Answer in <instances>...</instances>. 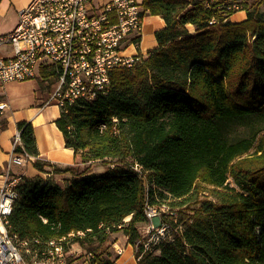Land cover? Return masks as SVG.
<instances>
[{"label":"trees","instance_id":"obj_1","mask_svg":"<svg viewBox=\"0 0 264 264\" xmlns=\"http://www.w3.org/2000/svg\"><path fill=\"white\" fill-rule=\"evenodd\" d=\"M205 1L144 0L148 13L166 23L154 33L157 46L113 68L104 93L76 100L55 120L64 145L82 162L127 169L63 187L22 176L10 234L32 241L73 232L81 245L101 243L131 214L123 229L133 241L135 224L146 220V199L157 202L156 189L172 206L206 191L209 197L182 219L183 228L137 264H264V133L229 140L222 132L227 121H264V11L261 2L241 0L246 17L232 22L231 13L223 17ZM17 126L22 144L13 151L36 157L31 122ZM32 165L41 169L42 163ZM94 261L112 264L99 256Z\"/></svg>","mask_w":264,"mask_h":264},{"label":"built area","instance_id":"obj_2","mask_svg":"<svg viewBox=\"0 0 264 264\" xmlns=\"http://www.w3.org/2000/svg\"><path fill=\"white\" fill-rule=\"evenodd\" d=\"M143 1L29 0L18 10L14 27L0 33V84L33 80L48 73L54 87L46 104L52 101L60 111L76 100L94 99L106 91L113 68L131 65L146 55L138 51L144 18L148 14ZM240 2L206 0L205 6H213L224 17L242 11ZM214 21L212 17L209 23ZM7 108L8 104L0 101V116ZM12 141L14 147L22 144L20 129ZM32 158L25 151L20 154L13 151L10 159L12 163L22 164ZM4 177L0 184V264H79L66 250L69 240L75 236L73 232L32 241L19 240L8 232V216L18 195L16 185L21 176L11 175L6 169ZM147 204L145 202L144 213L156 216L154 204ZM126 217L121 219L118 228L128 224L130 219ZM146 232L148 238L140 235L132 245H120V241L114 240L115 258H109L111 263L123 264L118 258L125 254L128 246L131 252L127 260L131 256L138 261L146 250L158 251L160 241L172 238V226L165 220L150 226ZM76 234L83 235V232ZM94 256L91 251L85 252L82 264H91Z\"/></svg>","mask_w":264,"mask_h":264},{"label":"crops","instance_id":"obj_3","mask_svg":"<svg viewBox=\"0 0 264 264\" xmlns=\"http://www.w3.org/2000/svg\"><path fill=\"white\" fill-rule=\"evenodd\" d=\"M28 2L29 0H0V33L7 32L14 27L18 10ZM245 17L246 12L242 10L232 13L229 16V20L236 22L245 19ZM165 24L159 15L149 13L145 15L143 33H141V39L139 40L138 51L140 53L146 54L148 50L157 46L154 33L156 30L163 28ZM127 50L132 51L131 48ZM38 78L42 79L41 77ZM17 83L21 82L11 81L0 84V94L3 95L0 97V101L8 104V108L0 116V184L5 178L6 169L9 170V174L21 177L33 174L34 170L37 175L38 170L32 165L35 159L39 162L41 161L40 163L43 166L47 162L51 165L68 164L75 157L73 150L64 145L63 135L55 124V120L60 115L59 108L53 103L46 104L49 96L45 98V87L42 82L40 83L38 80L31 83V88L34 91L32 94L11 96L10 88ZM20 121L31 122L38 155L36 157L31 155L32 159L26 160L22 164H16L12 163L10 158L14 149L12 140L18 130L17 124ZM45 169L43 166L40 170L44 171ZM130 264L133 263L131 262Z\"/></svg>","mask_w":264,"mask_h":264},{"label":"rangeland","instance_id":"obj_4","mask_svg":"<svg viewBox=\"0 0 264 264\" xmlns=\"http://www.w3.org/2000/svg\"><path fill=\"white\" fill-rule=\"evenodd\" d=\"M244 1L247 3L248 6L249 4L261 2L258 8L260 11H264V0H244ZM241 5L243 6V3H241ZM241 10L245 11L244 8ZM186 28H189V30L191 31L193 30V27L190 25H186ZM142 33H143V30H142ZM41 78L42 79L38 78L37 80L33 79V80H28V81L14 84L13 87L10 88L11 89L9 91L10 95L11 96H15V95L25 96L27 94L34 93V91L31 88L32 86L31 83L37 82L39 80V82L40 83L42 82L43 86L45 87V91L43 90L45 92V98L50 96V93L52 92L53 87H54V80L50 76L44 77L43 74L41 75ZM2 96L3 95L0 94V97ZM222 132H223V135L229 140H233L241 136H249L253 134H256V136L258 137L260 134L264 133V121L259 118H255V117L241 118V119L232 120L229 122L227 121L225 128H223ZM44 162H47V161H44ZM43 166L44 168H46L44 171L43 170L41 171L39 168H35L36 170H38L37 175L34 170L33 174L25 175L24 179H33L34 182L35 181L45 182L51 185H58V186L63 187L71 179L81 178L89 174L103 175L117 167L127 169V165L125 163H118V164L112 163L111 164V163H105V162L103 163V161L101 160L82 162L79 155H76L68 164L64 163L60 165H56V164L51 165L49 162H47ZM43 166H41V168ZM66 167H71L72 171H58ZM134 168H135V172L138 173L139 175H141L144 172L141 167L134 166ZM47 173H49V175H47ZM228 180L230 181L231 184H233L230 178ZM153 197L157 198L156 204L153 205L156 208V212H155L156 216H154L153 214H150V215L145 214L146 220L135 224L136 232L138 235L134 236L133 241H130L129 239L130 235L125 233L123 229L124 225H122L120 228L117 227L118 228L117 230H113L112 232H109L108 235L106 236V239L101 243H98V241L96 240H92L91 243L85 242L83 245H81L79 243V240H77L76 238H71L69 240V243L66 249L67 251L71 252L70 254L71 258L75 259L74 261L76 263L82 264L84 260V253L91 251L95 254V256H99L102 260L107 259V258L113 259L115 258L114 256L115 250L113 251L112 249V243L114 242V240L120 241L119 242L120 245L123 243H129L132 245V243L140 235L141 236L146 235L147 236L146 238H148V234H147L148 232H146L147 228L149 229V227L152 225L156 226L160 220L162 221L165 220L166 223L169 224V226L171 224L173 225L172 226L173 227L172 235H173V232H175L178 229L183 228L184 224H183L182 219L185 220L186 216L191 214L194 209L199 208L201 205V202L209 196L206 191H202L199 193V197L197 198V200L196 199H191L189 201L187 200L184 203L183 202L180 203L178 206H172L170 202L162 201L160 199L159 190L157 189L155 193L153 194ZM145 202L148 203L147 204L148 206L152 205L151 203L148 202L147 199ZM179 216H180V220L178 218ZM126 219L127 220L131 219V214L127 215ZM174 223H178L176 227L174 226ZM151 234L153 233L149 232V235ZM126 248H127L126 252L127 253L129 252V255H130V252H131L130 247L128 246ZM155 252L157 253L158 251H155ZM70 255L68 254L69 259H70ZM127 258H128L127 254L123 256L121 255L118 258V262L124 263L123 261L124 260L126 261ZM130 258L133 264H135V262L137 264V261H134L135 258H132L131 256H129V259ZM93 262L97 263L96 261H94V258L93 260H91V264H94Z\"/></svg>","mask_w":264,"mask_h":264},{"label":"bare ground","instance_id":"obj_5","mask_svg":"<svg viewBox=\"0 0 264 264\" xmlns=\"http://www.w3.org/2000/svg\"><path fill=\"white\" fill-rule=\"evenodd\" d=\"M128 255V253L127 252H125V254L124 255ZM124 263L123 264H128L129 262H131V259H128V260H126V261H123Z\"/></svg>","mask_w":264,"mask_h":264}]
</instances>
